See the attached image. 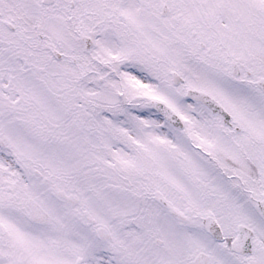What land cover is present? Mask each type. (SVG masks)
Returning a JSON list of instances; mask_svg holds the SVG:
<instances>
[{
    "label": "snow or ice",
    "instance_id": "snow-or-ice-1",
    "mask_svg": "<svg viewBox=\"0 0 264 264\" xmlns=\"http://www.w3.org/2000/svg\"><path fill=\"white\" fill-rule=\"evenodd\" d=\"M0 264H264V0H0Z\"/></svg>",
    "mask_w": 264,
    "mask_h": 264
}]
</instances>
